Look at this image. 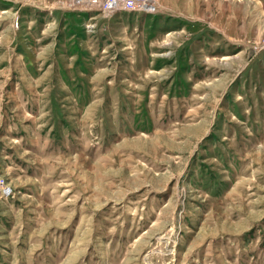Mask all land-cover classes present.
I'll use <instances>...</instances> for the list:
<instances>
[{
	"label": "rangeland",
	"instance_id": "1",
	"mask_svg": "<svg viewBox=\"0 0 264 264\" xmlns=\"http://www.w3.org/2000/svg\"><path fill=\"white\" fill-rule=\"evenodd\" d=\"M70 2L0 0V264H264V0Z\"/></svg>",
	"mask_w": 264,
	"mask_h": 264
},
{
	"label": "built area",
	"instance_id": "2",
	"mask_svg": "<svg viewBox=\"0 0 264 264\" xmlns=\"http://www.w3.org/2000/svg\"><path fill=\"white\" fill-rule=\"evenodd\" d=\"M69 9L96 11L105 18H112L118 10L141 9L144 12L160 13L162 6L159 0H71ZM87 29L88 28L86 25Z\"/></svg>",
	"mask_w": 264,
	"mask_h": 264
},
{
	"label": "crops",
	"instance_id": "3",
	"mask_svg": "<svg viewBox=\"0 0 264 264\" xmlns=\"http://www.w3.org/2000/svg\"><path fill=\"white\" fill-rule=\"evenodd\" d=\"M101 18H104L102 15H99V16H94V15H91V14H88L84 17L85 20V24L86 25H93V27L91 29H87L86 33L88 34H93V33H97L98 31V27L101 26V25H109L111 27H120L122 26V28L124 30L127 31V28L124 27V18L120 15H115L114 17L112 18H106V22L105 23H101ZM73 34L75 35V32H73Z\"/></svg>",
	"mask_w": 264,
	"mask_h": 264
},
{
	"label": "bare ground",
	"instance_id": "4",
	"mask_svg": "<svg viewBox=\"0 0 264 264\" xmlns=\"http://www.w3.org/2000/svg\"><path fill=\"white\" fill-rule=\"evenodd\" d=\"M117 13V12H116Z\"/></svg>",
	"mask_w": 264,
	"mask_h": 264
}]
</instances>
